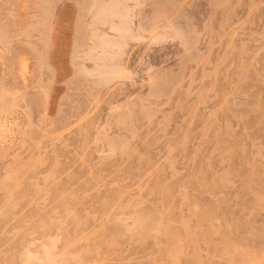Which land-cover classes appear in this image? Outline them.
Listing matches in <instances>:
<instances>
[{
    "label": "rangeland",
    "instance_id": "obj_1",
    "mask_svg": "<svg viewBox=\"0 0 264 264\" xmlns=\"http://www.w3.org/2000/svg\"><path fill=\"white\" fill-rule=\"evenodd\" d=\"M0 264H264V0H0Z\"/></svg>",
    "mask_w": 264,
    "mask_h": 264
},
{
    "label": "bare ground",
    "instance_id": "obj_2",
    "mask_svg": "<svg viewBox=\"0 0 264 264\" xmlns=\"http://www.w3.org/2000/svg\"><path fill=\"white\" fill-rule=\"evenodd\" d=\"M183 5H184V4H183ZM181 11H182V10H181ZM182 12H183V11H182ZM168 17H169V16H168ZM168 17H167V18H168ZM174 19H175V18H174ZM193 38H194V37H193ZM193 40H194V39H193ZM194 50H195V49H194ZM187 59H188V58H187ZM96 77H97V76H96ZM96 77H95V78H96ZM105 78H106V77H105ZM101 79H102V78H101ZM174 86H175V85H174ZM261 89H262V88H261ZM1 129H2V128H1Z\"/></svg>",
    "mask_w": 264,
    "mask_h": 264
}]
</instances>
